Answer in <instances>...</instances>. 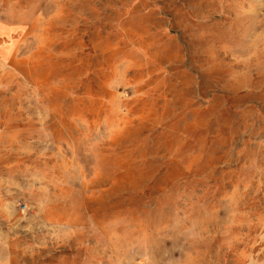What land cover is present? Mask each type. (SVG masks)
Returning <instances> with one entry per match:
<instances>
[{
  "label": "rangeland",
  "instance_id": "374dc122",
  "mask_svg": "<svg viewBox=\"0 0 264 264\" xmlns=\"http://www.w3.org/2000/svg\"><path fill=\"white\" fill-rule=\"evenodd\" d=\"M0 264H264V0H0Z\"/></svg>",
  "mask_w": 264,
  "mask_h": 264
}]
</instances>
